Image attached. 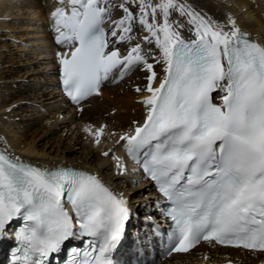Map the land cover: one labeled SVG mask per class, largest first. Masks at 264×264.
<instances>
[{
	"label": "snow or ice",
	"instance_id": "1",
	"mask_svg": "<svg viewBox=\"0 0 264 264\" xmlns=\"http://www.w3.org/2000/svg\"><path fill=\"white\" fill-rule=\"evenodd\" d=\"M67 3L70 10L57 7L52 18L56 42L68 49L57 56L64 91L74 103L99 95L117 71L121 77L137 67L146 73L144 88H136L145 118L120 139L129 155L143 153L144 172L172 202L167 255L188 253L201 242L264 252V45L249 40L234 20L226 30L183 0H125L111 41L102 26L106 0ZM126 4H135L138 16ZM173 12L188 17L193 39L183 37ZM137 21L158 55L139 43L126 55L116 47L132 43ZM155 65L162 66V79ZM217 91L219 104L213 102ZM85 131L99 144L104 127ZM14 218L26 222L15 264H46L77 235V225L78 235L91 239L82 258L73 255L69 264H114L130 212L127 201L95 175L41 169L0 152V236Z\"/></svg>",
	"mask_w": 264,
	"mask_h": 264
},
{
	"label": "bare ground",
	"instance_id": "2",
	"mask_svg": "<svg viewBox=\"0 0 264 264\" xmlns=\"http://www.w3.org/2000/svg\"><path fill=\"white\" fill-rule=\"evenodd\" d=\"M110 1H106L107 8ZM156 2L158 0H152V3ZM183 2L206 18L224 26L226 30L231 28L230 19L234 20L236 26L248 34L249 39L264 45V0ZM121 4H125V0H116V4L114 1V6L111 5V19L106 23L109 36L113 21L125 15L120 8ZM61 6L70 10L67 0L63 5L59 0H0V143L7 153L23 156L30 163L43 168L69 166L96 174L117 196L127 201L131 213L129 230H136L144 226L147 215H152L147 213V209L156 195L150 185H134L127 175L121 174L114 167L116 160H112L111 155L112 151L120 148L117 139L132 131L136 127L134 122L142 123L145 118V108L140 103L143 94L138 93L136 88H144L146 73L137 67L121 77L117 71L102 84L99 95L83 103L81 111L76 113L75 109L63 108L64 100L60 95L59 98L55 96L57 89L54 74H50L48 79L42 70L30 65V59L23 61L18 58L15 61L17 58H14L13 51L9 48V38L15 37V34L20 38L23 23H28L36 31L28 44L31 46L39 43L36 47H31L30 52L42 56L47 64L52 65L55 46L53 40L57 33L47 27L50 22L55 29L52 13ZM126 6L138 16L139 10L135 4ZM31 12L35 19L16 20ZM157 20L162 23V16L158 14ZM171 20L183 25L180 31L185 39L194 38L187 16L173 12ZM9 32L15 34L10 36ZM131 35L132 43H122L126 47L122 44L116 45L122 55H126L137 43L145 53L158 55L155 43L149 44L144 40L149 33L143 30L138 21L134 22ZM110 39L115 40L112 37ZM149 62L153 61L150 59ZM51 67L54 69V66ZM155 70L162 79V66L155 65ZM220 96L218 91L215 100L220 101ZM67 114H71L69 121H65ZM102 126L104 133L97 144L95 136L86 132L85 128L90 127L95 132ZM205 256L209 259L205 260ZM225 261L264 264V253H246L228 248L208 249L201 246L185 255L163 259L159 264H211Z\"/></svg>",
	"mask_w": 264,
	"mask_h": 264
},
{
	"label": "rangeland",
	"instance_id": "3",
	"mask_svg": "<svg viewBox=\"0 0 264 264\" xmlns=\"http://www.w3.org/2000/svg\"><path fill=\"white\" fill-rule=\"evenodd\" d=\"M114 1L116 4V0H111L110 3L108 4L109 14H112V11H113L112 7L114 6L113 5ZM111 5H113V6H111ZM33 16H34V13L31 12V13H28L27 16L21 15V18L16 19V20L17 21H20V20L27 21L28 19L29 20L35 19V18H32ZM24 23L22 25L23 31L19 34V35L22 34L20 36V38H18L19 36H17L15 33L9 32L10 36H12V34H15L14 38L18 39V41L16 43H13V44L10 43L9 48L13 51L14 58H17V59H15V61H18V58L22 59L23 61H26V59H30L32 61V63L30 65L33 67L35 66L34 68H36L39 71L42 70V73L46 74L47 78L49 79V75L52 74V67H51L52 65L47 64V61H45V59H43L42 56H37L35 53L30 52L29 49L31 47H36L37 44H39V43H35L34 45H31V46L28 44V41L33 39L32 36H34L36 31H34V29H31V28H33L31 25H28V23H25V24ZM49 91L52 92V89H49ZM55 96H58V98H59L58 90L55 91ZM70 117H71V114H67L65 117V121H69Z\"/></svg>",
	"mask_w": 264,
	"mask_h": 264
}]
</instances>
